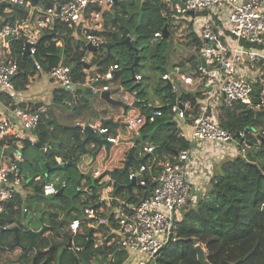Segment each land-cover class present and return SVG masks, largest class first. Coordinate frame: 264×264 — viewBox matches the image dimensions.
Segmentation results:
<instances>
[{
	"label": "built area",
	"instance_id": "built-area-1",
	"mask_svg": "<svg viewBox=\"0 0 264 264\" xmlns=\"http://www.w3.org/2000/svg\"><path fill=\"white\" fill-rule=\"evenodd\" d=\"M116 1L38 0L33 4L31 0H0V8L6 11L13 7L25 11L21 20L0 27V94H7L11 99L21 94L14 82L18 64L12 54L13 41H21L24 50L27 45L28 54L34 55L40 33L51 31L57 23H63L83 37L85 44L90 43L100 49L99 45L105 42L100 35L106 25L103 14ZM162 1L167 18L176 16L178 19L190 13V16L199 14L205 17L206 20L197 28L184 23L176 31L181 36L191 34L183 43L187 47L186 55L194 56L195 63L191 65L186 61L185 66L175 65L161 75V82L165 86L168 82L171 84L168 90L175 95L173 101L164 97L163 101L146 103L132 89H122L111 96L127 107L133 108L134 102L137 104L139 113L124 117L123 127L127 132L138 135L147 120L152 122L165 107L179 127V136L187 140L189 146L157 164V173L150 174L153 188L149 196L136 205H128L115 195L114 180L101 179L106 169L100 165L95 167L89 177L98 179L99 190L94 193L85 180L81 181L76 191L81 205L80 217L71 219L65 226L70 236L69 249L82 251L83 247L75 245L74 239L85 235L87 243L92 242L93 247L105 243L106 246L116 245L118 250L125 252L126 258L122 264L154 262L163 246L176 238L181 211L194 207L197 194L201 191L200 185L203 181L208 183L213 174V163L239 153V147L245 145L243 139L247 135L255 137L253 132L231 133L224 129L217 120V109L242 104L253 111L264 110V0ZM34 8L39 13L33 19L32 28L29 20ZM166 27L169 35L168 23ZM162 38V31L155 32L151 42ZM92 54L87 51L80 62L87 64ZM35 70L44 74L58 89L74 93L77 89L85 91V88H89V94L100 95L111 91L118 66L111 64L104 72L87 73L83 84L72 80L71 65L67 63L60 62L47 71L37 64ZM140 80L141 76L134 74L133 82L138 84ZM179 87L185 92L197 94L194 100L181 99ZM152 106L157 108L151 114L143 112ZM7 109L17 122L0 110V139L26 140L29 145L35 146L40 124L51 122L47 106L40 104L32 109L12 102ZM90 125L95 134L105 136L115 145L118 137L107 127L99 123ZM52 127L49 126L50 129ZM42 148L45 152L47 145ZM153 152L152 144L143 146L137 152L131 160L128 180L146 187L145 172H150L151 166L149 161H143V157ZM10 157L8 162H1L0 159V217L8 212L9 204L15 197H28L33 190L28 184L30 179L20 171L25 161L20 150L14 151ZM55 160L58 165L62 164L60 158ZM40 180V176L34 178L35 182ZM195 182L197 186H194ZM38 184L42 196L55 195L61 189L58 187V177L51 182ZM64 184L61 182L62 187ZM22 211L28 212V209L22 207ZM12 226L0 225V234ZM91 264H95L93 260Z\"/></svg>",
	"mask_w": 264,
	"mask_h": 264
},
{
	"label": "trees",
	"instance_id": "trees-1",
	"mask_svg": "<svg viewBox=\"0 0 264 264\" xmlns=\"http://www.w3.org/2000/svg\"><path fill=\"white\" fill-rule=\"evenodd\" d=\"M24 15V10L6 11L0 8V27L6 23L13 24L21 20ZM103 16L106 25L100 35L105 42L113 43L109 50L110 55L105 52L101 53L102 49H99L84 65L79 62L87 54L86 44L75 34L73 28L63 23H57L53 30L42 33L34 55L25 53L21 41H13L12 54L18 64V72L14 77L16 90H26L29 78L36 71L37 64L42 66L45 71L60 62L70 64L71 78L78 84L85 82L87 73L104 72L109 65L117 64L115 81H118L124 89L135 90L137 96L146 103L154 104L153 99H149L151 92L161 101L164 100V97H169L170 101H173L175 95L171 94L165 84L161 82V75L167 70V62H171L170 67H173L175 65L185 66L186 61L193 65L195 61L194 56H191L175 62L177 57L174 54L171 56L172 53H167L169 46L167 38L151 42L153 34L162 31L167 25L164 2L162 0H143V2L117 0L109 11L104 12ZM127 37L132 38L131 45L137 49L139 59L138 64L134 67V74L141 76L138 84L131 79L130 71V66L136 56L135 52L125 45H116ZM189 37L191 34L186 33L180 40L183 43ZM178 55L181 56V53ZM141 62L145 66L142 70L144 72L139 71ZM93 67L94 70H91ZM153 76L156 77V83L150 86L148 80ZM82 94V89H77L74 94L57 89L51 107L63 109L65 103L73 99L72 102L77 106L73 107L74 109H84L88 105V99ZM2 95L4 94H0V96ZM196 95L180 89L179 97L183 100H194ZM6 97L8 99L6 104H11L12 99L7 95ZM19 105L23 106L20 103ZM156 108V106H152L146 111L142 110L148 115ZM129 109L131 108L127 107V110ZM161 110L160 116L152 122L147 120L140 128L139 138L135 141V153L143 146L152 144L154 146L152 155L169 158L174 155V151L189 146L187 140L179 136V127L171 121V115L167 108L162 107ZM216 117L220 126L229 132H253L255 137L247 135L243 139L245 145L239 147V153L224 157L218 163L216 162L219 166L210 177L207 187H205L206 190L204 193L197 194L194 207L183 212L176 238L163 246L154 262L147 264H199L194 250L197 244L204 248L206 258L211 264H264V110L256 114L255 111L245 108L242 104L232 107L221 106L216 111ZM49 126H53V124L51 122L47 125L42 123L38 128L37 141L42 146L47 145L44 158L40 155L38 148L29 145L26 140L0 139V147L10 146L9 154L19 149L24 156L25 161L21 164L20 171L24 174L27 173L26 176L30 179L28 184L32 186L33 190L32 196H29L41 198L42 194L38 183L43 184L53 181L56 177L59 178L58 187L63 190V194L53 198L59 202L58 206L61 209H67L68 222L75 217H80V208H76V204L78 206L80 204L75 194L81 181L85 180L86 184H89L93 192L96 193L99 190L97 188L98 179H91L88 175L80 174L75 166L46 171L45 163L50 168L58 166L56 157L66 163L72 159V156L82 154L79 144L83 137L78 128L69 129L58 125L50 129ZM107 128L110 132L114 131L111 126H107ZM239 141L242 142L240 139ZM15 142L18 143V148H12V144ZM28 149H33L36 157H26ZM143 161L149 160L143 157ZM73 162L75 161L73 160ZM149 163L151 171L145 172L146 187L133 184L128 188V185L132 183L128 180L132 161L127 168L111 170L110 177L114 180V194L126 204L136 205L141 199L149 196L150 190L153 188L150 174H156L159 169L156 162L149 161ZM55 172H60V176L54 175ZM36 176H40V182L34 181ZM61 182L65 183L64 187L61 186ZM68 201L73 202V205L71 206L70 203L68 207ZM20 204L21 201L16 197L10 202L8 212L0 217V225L18 226L15 219L19 215ZM25 207L31 209L29 205ZM47 220L46 231L54 230L61 219L54 212L48 214ZM30 224L33 225V223ZM39 228L31 227L32 230ZM19 229L18 240L23 246H27L29 237L23 231L25 228L19 226ZM3 234L11 236L12 240L7 247L9 248L15 242L14 234L10 229L0 236L2 237ZM67 237L69 239L70 236L67 234ZM2 239L0 238V249ZM74 244L85 247L86 254L82 251L75 252L69 249L67 243L60 246L55 244L40 251L36 256L35 263L40 264L44 261V264H76L77 261L78 264H91V260H93L99 264H122L126 258L125 252L118 250L116 245L106 246L103 243L93 247L92 242L87 243L85 235L76 236Z\"/></svg>",
	"mask_w": 264,
	"mask_h": 264
},
{
	"label": "crops",
	"instance_id": "crops-1",
	"mask_svg": "<svg viewBox=\"0 0 264 264\" xmlns=\"http://www.w3.org/2000/svg\"><path fill=\"white\" fill-rule=\"evenodd\" d=\"M91 70H94V67ZM29 79H30V81H29V84H28L26 90L20 91L21 94L17 98L13 97V99H12L13 104H19L20 103V104H23V107L26 106V107H29L32 109H36L40 104H44L47 106L48 111H49V108H52L51 107L52 101H53V98L55 97L56 90L58 89V87L56 85H54L53 82H51L44 74H42L41 72H38V71H34L33 75H31V77ZM179 88L181 89V87H179ZM122 89L126 90L118 81L116 82L114 80L111 92L114 94L115 92H119ZM128 90L129 89H127L126 91H128ZM71 94H74V93H71ZM88 94L89 93H85V91H83L82 95L87 97ZM6 95L7 94L0 96V110L5 112L9 118L16 121V119L12 116V113L10 112V110L7 109V105H9V104H6L8 102ZM8 97H10V96H8ZM111 97L113 99H115V97H113V96H111ZM150 98L153 99V103L155 101L157 102L160 100L159 98L154 96V93H153L152 97H150ZM5 100H6V102H5ZM75 100H76V97H75ZM72 101H74V100L72 99V100L67 101V103H65L66 104L65 106L67 108H69V113H66L64 111V109H62V108H58V107L52 108L53 109V117H55V119L57 120L58 125H61L65 128L74 127L75 125H79L77 128L80 130L82 137L85 136V133H84V131L83 132L81 131V127L86 125V124H95V123L100 124V122H99L100 119H108V118H111L114 122L119 121V125L117 128H115L111 125L105 126V127L111 126L114 129V131L111 133L113 135H116L117 137H118V135H120V136L122 135V137L125 140L122 147L119 149L118 152H116V154L114 156V158H117V164L114 165V163H113L114 158L108 160L112 147L110 148L109 155L107 158L105 157L104 151H101L96 156V159L93 161L91 158V155L89 153H83L82 152L81 155L72 156V159L69 161L70 163L75 164V167L77 168V170L80 174H84V175H88V176H89V173H91V171L95 167H97L99 165L104 166V168L106 169V172L109 171V173L107 174L105 172V175L101 179L111 178L110 177L111 170L116 169V168H124V164L126 161V156L128 154V151H129L131 146H133V145L135 146V141H137V139L139 138L138 135L129 134V132H127L125 130V128L123 127L124 117L126 115H136L139 113V110L137 108L133 107L129 110L126 109L127 110L126 111V110H123L121 107L111 106L102 100H100L99 103L95 102V104L93 106L89 105V103H88V105L84 109H82V108L81 109L80 108L74 109L73 107H77V106ZM93 110L95 112H93ZM86 111H89V113H91L90 114V120L91 121H85L83 119L84 117H81L82 114L85 113ZM49 115H51L50 111H49ZM51 119H52V115H51ZM78 119H81L83 121L79 122ZM170 119L172 122H174V120L171 117H170ZM71 122H73V123H71ZM53 127H55V126L53 125ZM69 129H71V128H69ZM12 146H13L12 148H18L19 145L17 142H15L14 144H12ZM1 149H2L1 151H7L8 149H10V146H4V147H1ZM135 150H136V146H135ZM176 151H178V150H176ZM176 151H174V154L176 153ZM135 154H137V153H135V151H134L133 158H134ZM122 155H123V158H122ZM149 155L145 156V158H147L152 163L156 162L157 164L160 161L165 160L167 158L166 156H158V155H152V154H151L152 156L150 155V157L148 158ZM10 156H12V154H8L5 156H4V154H2L0 156L1 162H8V160H9L8 157H10ZM56 158H59V157H56ZM133 158L131 160H133ZM73 160L75 162H73ZM131 160L129 161L128 165L130 164ZM69 162H66V163H69ZM216 162L218 163L219 161H216ZM216 162L213 163L214 164L213 168H212L213 173H214V170L219 166V165H217ZM62 164H65V163L62 162ZM132 184H134V182ZM195 185L197 186L196 182L194 183V186ZM31 196H28V197L25 196V197L27 199V198H31ZM17 198L20 201L23 200L22 196L17 197ZM24 206H26V205H24ZM28 210H30V209H28ZM26 213H28V212H26ZM2 237H3V239H2ZM2 237L0 236L2 241L9 239L11 242V240H12L11 236H8L7 234H3ZM15 253H16V255H13L14 258H16V256L20 253V250L16 249ZM27 262H29V261H27ZM0 264H5V263H0Z\"/></svg>",
	"mask_w": 264,
	"mask_h": 264
},
{
	"label": "rangeland",
	"instance_id": "rangeland-1",
	"mask_svg": "<svg viewBox=\"0 0 264 264\" xmlns=\"http://www.w3.org/2000/svg\"><path fill=\"white\" fill-rule=\"evenodd\" d=\"M210 15H212V17H214V18L217 17V15H215L214 13H212ZM205 20H206L205 17H201V15H199V14L195 15V16L182 15L181 18H178V19L176 18V16H173V17L168 16L166 22L170 26V29H169V35L167 37V41L169 42L167 53H172V54H170L171 56H173V54H174V56L177 57V58H175L176 59L175 62L180 61L181 59H187L190 57V56L186 55L187 47L180 40V38L182 36L178 35V33L176 34L177 28L184 23H190V24H192V26L195 25L197 28ZM182 33H184V31ZM195 33L199 39L200 35H199L198 31H196ZM76 35L79 36V34L77 32H76ZM79 38L85 42L83 37L79 36ZM101 49H102L101 53H104L105 50L103 48H100V50ZM180 53H181V56L178 55ZM170 65H171V62L168 61L167 62V70L170 68ZM144 68H145V66H144L143 62H141L140 67H139V69H140L139 71L144 70ZM142 72H144V71H142ZM148 81L150 82L149 85L151 86V85L156 83V77L153 76ZM152 95H153V93L151 92L150 97H152ZM87 99H88L89 105H91V106H93L95 104V102H97V103L100 102L99 94H88ZM149 99L152 100L151 98H149ZM63 109L66 113H69V108L64 106ZM93 112H95V111L93 110ZM90 114L91 113H89V111H86L85 113L82 114L81 117H84L83 119L85 121H91L90 120ZM78 120H79V122L83 121L81 119H78ZM73 122H71V123H73ZM129 134H131V133H129ZM124 142H125V140L122 137V135L121 136L118 135V139H117L115 145L112 146L108 160L114 158L116 152L119 151V149L122 147ZM1 150L2 149L0 147V156L2 154H4V156L9 154V150H7V151H1ZM25 155L28 158L36 157V156H34L35 151L33 149H28L26 151ZM122 158H123V155H122ZM113 160H114L113 161L114 165L117 164V158H114ZM49 170H50V167L46 168V171H49ZM26 174L27 173H25V175ZM54 175L60 176V172H55ZM205 187H207V183H205L203 181V183L200 185V188H201V191L199 192L200 194L204 193V191L206 190ZM53 197H54V195L41 196V198H33V197L27 198V199H26V197L22 198L23 200H21V204L18 208L19 215L15 219L16 224L18 226L24 227L25 229H28L31 227L42 228L45 224H48V220H47L48 214L54 213V212L57 213V215L59 216V219H61V220H59L58 226L54 230L44 231L41 236L36 238V248L40 251H43L45 248L51 246L52 244L65 245L68 241L67 232L65 231V226L67 223V215H66L67 209H65V210L61 209L58 206L59 202H57ZM70 203H71V201L70 202L68 201V207L70 206ZM24 205L30 206L31 209L28 210V213L22 211V207H25ZM72 205H73V202L71 203V206ZM74 207H75V205H74ZM78 207L81 208L80 205L78 206L76 204V208H78ZM182 214H183V210L181 211L180 216H182ZM30 223H33V225H31ZM9 243H10L9 239L2 241V247L0 249V258H1L0 263H7L9 261H12L14 258L13 255H16V253H15L16 249L7 248ZM34 254H35L34 249H26V251H24L22 253V256L24 258L23 259L24 262L30 261L31 257ZM94 263L99 264L97 261H94Z\"/></svg>",
	"mask_w": 264,
	"mask_h": 264
},
{
	"label": "water",
	"instance_id": "water-1",
	"mask_svg": "<svg viewBox=\"0 0 264 264\" xmlns=\"http://www.w3.org/2000/svg\"><path fill=\"white\" fill-rule=\"evenodd\" d=\"M38 0H31V2L33 4H36ZM14 9H18L17 7H13ZM39 13L37 11L36 8L33 9V12L30 16V20H29V23L31 25L32 28H34V24H33V19L35 17V15ZM190 15H192V13H190ZM40 35H42V32L40 33ZM162 35H163V38H167L168 36V30H167V27L164 26V28L162 29ZM41 39V37H40ZM39 39V40H40ZM39 43V41H38ZM37 43V45H38ZM116 45H121V46H127V48L129 49H132L136 56L134 58V61H133V64L130 66V71L132 73V80H134V67L138 64V55H137V49H135L132 45H131V41H130V38L127 37L125 38L123 41L121 42H118L116 43ZM113 46V43H110V42H103L99 45V48H103L106 52L107 55H110V48ZM86 48H87V51L90 52V53H97L98 52V48L90 43H87L86 44ZM28 49L29 47L26 45L25 47V53L28 54ZM81 65H84V63L82 62H79ZM201 63L203 64V61H201ZM86 68H88V65H86ZM94 85V84H92ZM166 88L167 89H170L171 88V84L168 82L166 84ZM85 93H89V88H85ZM111 94L112 92H102L100 95H99V98L100 100L106 102L107 104L111 105V106H118V107H121L123 110H126L127 109V106L125 104H123L121 101L119 100H116V99H113L111 97ZM132 107L136 108L137 107V104L136 102H134L132 104ZM49 111H50V114L52 115V119H51V123L54 125V126H57L58 125V122L57 120L53 117V109L52 108H49ZM260 111H255L256 114H258ZM100 124L102 126H106V125H111L115 128L118 127L119 125V121H116L114 122L111 118H108V119H100L99 120ZM79 125H75L74 127H69L71 129H75L77 128ZM84 133H85V136L82 138L79 146L82 150L83 153H87L89 152L90 155H91V158L92 160L94 161L96 159V156L101 152V151H104L105 153V157L107 158L108 155H109V151H110V148L112 146H114L113 142L109 141L105 136H102V135H99V134H95L92 130V127L90 124H86L82 127ZM35 146L38 148L39 150V153L40 155L42 156V158H44V150L42 148V144L40 142H36ZM134 151H135V146H131L129 151H128V154L126 156V161H125V164H124V168H127L128 166V163L129 161L133 158V154H134ZM252 165L255 166L254 163H252ZM68 166H75L74 163H65V164H59L58 166H56L55 168H50V170H53V169H62V168H67ZM50 166L45 163V168H49ZM107 174L109 173V171L106 172ZM133 183V182H132ZM130 183L128 185V188H130L133 184ZM63 194V190L62 189H59L57 191V193L54 195L55 197H59ZM78 195V193L76 192L75 196ZM48 228V226L44 225L42 228L38 229V230H32L31 228H28V229H24L23 231L28 235L29 237V243L27 246H23L19 240H18V232H19V226H13L10 231L14 234V237H15V242L9 247V249H18L20 250V253L18 254V256H16V258H13L12 261H9L5 264H36L35 261H36V256L38 255V253L40 252V250H38L36 248V238H38L39 236H41L43 234L44 231H46V229ZM70 237L68 239V242H67V246L70 245ZM55 244H52L51 246H54ZM59 245V244H58ZM60 246V245H59ZM26 249H34L35 250V254L31 257L30 261L29 262H24V258L22 256V253L24 251H26ZM45 250V249H44ZM194 250H195V254H196V260L199 264H211L207 258H206V251L204 250V248L197 244L195 245L194 247ZM82 252L86 254V248L84 247L82 249ZM40 264H44V261ZM76 264L77 261H76Z\"/></svg>",
	"mask_w": 264,
	"mask_h": 264
},
{
	"label": "clouds",
	"instance_id": "clouds-1",
	"mask_svg": "<svg viewBox=\"0 0 264 264\" xmlns=\"http://www.w3.org/2000/svg\"><path fill=\"white\" fill-rule=\"evenodd\" d=\"M129 90H130V89H129ZM129 90H128V91H129ZM112 94H113V93H112ZM112 94H111V95H112ZM116 100H118V99H116ZM87 153H89V152H87ZM89 154H90V153H89Z\"/></svg>",
	"mask_w": 264,
	"mask_h": 264
},
{
	"label": "flooded vegetation",
	"instance_id": "flooded-vegetation-1",
	"mask_svg": "<svg viewBox=\"0 0 264 264\" xmlns=\"http://www.w3.org/2000/svg\"><path fill=\"white\" fill-rule=\"evenodd\" d=\"M56 228V227H55Z\"/></svg>",
	"mask_w": 264,
	"mask_h": 264
}]
</instances>
